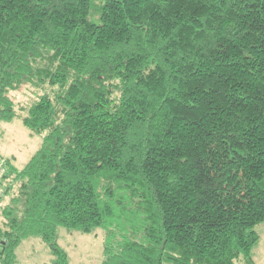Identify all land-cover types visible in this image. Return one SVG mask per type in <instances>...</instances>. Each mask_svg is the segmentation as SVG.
Wrapping results in <instances>:
<instances>
[{
    "label": "trees",
    "instance_id": "16d2710c",
    "mask_svg": "<svg viewBox=\"0 0 264 264\" xmlns=\"http://www.w3.org/2000/svg\"><path fill=\"white\" fill-rule=\"evenodd\" d=\"M0 0L9 92L39 149L3 158L0 264L57 228L104 229L100 264H254L264 222V0Z\"/></svg>",
    "mask_w": 264,
    "mask_h": 264
},
{
    "label": "rangeland",
    "instance_id": "374dc122",
    "mask_svg": "<svg viewBox=\"0 0 264 264\" xmlns=\"http://www.w3.org/2000/svg\"><path fill=\"white\" fill-rule=\"evenodd\" d=\"M91 2L90 19L98 22V18L94 19L93 14L98 12L96 5L99 0H91ZM41 93L42 91L29 86L9 92L18 113L12 121L0 123V157L10 159L15 169L24 167L42 143V135L30 134L20 118L25 114L23 107L37 99ZM254 229L259 240L252 249L253 263L264 264V222ZM57 242L67 253L69 264H100L103 259L104 229L102 228H97L91 233H82L58 227ZM15 253V264H51L52 260L48 246L37 236L25 238ZM235 264L247 263L240 258Z\"/></svg>",
    "mask_w": 264,
    "mask_h": 264
},
{
    "label": "built area",
    "instance_id": "2783aa9c",
    "mask_svg": "<svg viewBox=\"0 0 264 264\" xmlns=\"http://www.w3.org/2000/svg\"><path fill=\"white\" fill-rule=\"evenodd\" d=\"M4 172V160L0 158V177L3 175Z\"/></svg>",
    "mask_w": 264,
    "mask_h": 264
}]
</instances>
